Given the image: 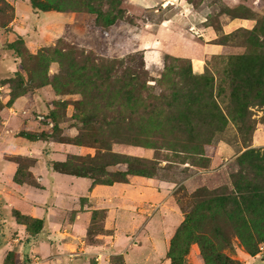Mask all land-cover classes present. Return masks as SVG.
<instances>
[{
  "label": "trees",
  "instance_id": "trees-1",
  "mask_svg": "<svg viewBox=\"0 0 264 264\" xmlns=\"http://www.w3.org/2000/svg\"><path fill=\"white\" fill-rule=\"evenodd\" d=\"M122 1L124 0H29L32 9L36 12L94 15L96 26L103 29L110 28L121 20L124 14L121 8ZM2 3L12 12L7 21H0V27L6 28L13 20V8L5 0H0L1 5ZM105 8H107L106 11ZM235 17H252L257 21V25L252 31L240 29L229 35H222L219 28V30L216 29L218 34L229 38L244 32L250 36H257L258 44L259 33H264V25L259 21L260 16L249 14L231 18ZM18 44L24 45L23 38L20 36L17 37L16 42L7 44L6 48L19 56ZM260 47H264V42ZM32 58L37 59V71L33 74L30 70L26 71L29 74L30 84L27 90H21L15 95L12 92L10 104L26 92H34L49 85L56 92L63 91L62 88H65L66 94H72L77 90L68 88L70 82H73L79 88L77 93L80 91L84 100L88 101V105L92 103L91 107L99 111L95 116H85L81 121L82 124L94 125L93 132H80L75 138L67 141L54 139L61 144L92 148L96 150V154L92 157L71 156L65 162L54 163L55 172L88 178L94 186L126 184L130 176L176 183L177 187L173 196L184 214V220L170 241L169 251L164 260H168L169 264H184L191 244L199 247L204 264H239L224 253L233 251L232 238H236L251 257L259 253L260 246L264 245V150L249 149L237 158L238 171L230 175L232 189L227 186L214 190L204 187L188 194L183 182L190 178L189 172L193 170L192 168L185 166L186 175L180 180L168 179L162 176L161 172L167 171L169 165H186L189 162L192 167L204 168L206 159L198 151L200 146L211 145L215 134L221 133L223 127L230 121L239 124L240 132L244 135L247 131H251L250 137H252L256 122L251 120L252 114L249 109L264 107V79L254 73L256 68L258 71L260 69L259 62H264V53L258 57L232 56L229 58L233 69L227 75L232 82L230 81L229 86L230 103L226 108H222L221 102H217V99L223 96V86L219 84L214 94L215 76L206 73L194 74L190 60L185 69L175 73L180 78V82L172 80L169 85L165 83L167 84L165 88L161 82H156L155 85H159L162 89L160 94L144 98V93H151L156 88L155 86L147 88V81L144 82L146 78L143 79V77H147L148 74L144 71L143 54L139 71L133 67L131 69L126 67L120 79L116 78L112 84L101 82L99 85L98 81H105L104 76L114 71L113 65L109 68L100 65L99 70L93 69L92 74L95 77L91 79L88 75L89 66L73 58L68 61L70 57L60 49L45 50ZM42 59H48L47 64H42ZM128 60L132 64L134 57ZM171 60L177 62L176 59ZM48 62H57L62 69L66 65L68 71H65V77L60 75L53 82L50 81L47 76L50 64ZM116 65L123 66V61L117 62ZM165 65H167V58ZM172 70L165 66V72ZM43 74H45L44 77ZM16 77L21 83L25 81L20 73H17ZM93 80L94 83H92ZM12 82H15L14 78L5 83ZM185 82L192 84L185 85ZM89 83L91 84L88 85ZM179 85L181 86L178 87ZM96 100L99 104L95 103ZM51 118L55 120L53 113ZM151 140L158 142L157 147L154 143L151 144ZM115 145L151 149L154 150V157L145 160L115 153L112 150ZM160 148L170 150L171 158H161ZM165 162L167 164L163 166L162 163ZM118 165L126 166V170L116 172L108 170L109 167ZM184 171H181L183 173L180 176L185 174ZM18 172L19 169L14 178L15 182L27 183L18 180ZM27 184L36 187L34 182ZM183 198L187 201H182ZM105 216L104 211L93 212L87 233L88 244H96L97 235L105 232L103 228ZM15 217L17 222L25 225L32 235L42 228V221L19 213H16ZM12 257L13 255L10 254L5 264H13Z\"/></svg>",
  "mask_w": 264,
  "mask_h": 264
},
{
  "label": "crops",
  "instance_id": "crops-1",
  "mask_svg": "<svg viewBox=\"0 0 264 264\" xmlns=\"http://www.w3.org/2000/svg\"><path fill=\"white\" fill-rule=\"evenodd\" d=\"M14 8L12 22L0 27V98L2 104L10 101L8 84L21 68L13 51L6 48L14 43L17 36L22 37L27 48L36 52L46 44L44 40L57 31L68 28L71 31L74 21L83 23L85 14L58 16L57 12H47L48 18L41 19L42 12L32 9L29 0H6ZM132 4L129 13L145 5L151 8L158 5L166 15L159 22V27H174V37L199 39L202 54L192 50L189 55L192 69L201 73L206 62L217 56L233 53L228 47L216 43L219 34L210 23L228 11L240 8L257 16L264 14V0H127ZM148 9V8H147ZM44 13V14H47ZM37 18L35 21L34 18ZM170 23V24H169ZM145 24V23H144ZM147 25V23H146ZM257 21L252 17L230 18L221 25L220 33L229 35L237 30L252 31ZM113 28L116 25L112 26ZM110 29H113V28ZM186 28V29H180ZM82 30V29H81ZM181 30V31H180ZM46 34V35H44ZM169 51L183 57L179 42L172 36L166 40ZM162 51L148 50L144 61L148 71L160 66ZM154 60V61H153ZM200 62L194 70V62ZM158 63V64H157ZM57 98L51 88L43 87L16 98L2 113L3 124L11 129H24L37 132L39 123L25 120L32 111L46 114L53 111ZM25 112V114H23ZM31 116V115H30ZM41 126V125H40ZM44 131V128H40ZM71 138L78 135L70 130ZM65 135V134H64ZM15 135L10 134L3 141L10 142ZM21 144V150H2L10 155L28 157L34 161L30 168L40 188L18 184L14 178L19 169L17 164L0 161V264H5L7 257L13 255V264H162L170 247V241L181 225L183 218L173 197L177 187L172 181H159L138 176H130L126 184L112 186L93 185L88 178L64 175L53 170V164L65 162L71 156L89 157L96 150L72 144H55L35 140ZM113 150L134 158L150 160L152 151L132 146ZM253 146H264V127H258L253 136ZM139 149V150H134ZM143 149V150H141ZM243 151L237 144L221 148L207 147L205 166L183 182L189 193L196 188L216 189L229 186V175L237 171L235 157ZM225 157V158H224ZM230 159V162L222 163ZM235 163V164H234ZM235 165V166H234ZM111 172L125 171L126 166L108 168ZM232 171V172H231ZM197 180V182H195ZM154 209V210H153ZM13 211L34 220L42 221V228L36 234L28 232L13 216ZM95 211L106 212L103 222L104 233L96 237L97 243H87V233ZM264 250H262L263 252ZM261 256L262 253H259ZM255 261L257 258H251ZM262 263V262H261Z\"/></svg>",
  "mask_w": 264,
  "mask_h": 264
},
{
  "label": "rangeland",
  "instance_id": "rangeland-1",
  "mask_svg": "<svg viewBox=\"0 0 264 264\" xmlns=\"http://www.w3.org/2000/svg\"><path fill=\"white\" fill-rule=\"evenodd\" d=\"M5 2L9 6H11L6 0ZM131 5L132 4L128 3L127 0L122 1L121 8L124 10V14L121 20L116 22L115 24L116 27L115 28L112 27L113 29H110L111 27L105 29L98 28L95 24V16L85 14L87 16L86 21H84L83 23H80L79 19L74 21L73 22L74 25L72 26L71 31H69L68 28L57 31L54 37H52L51 39H50V35H48V39L46 38L43 43L46 45L38 49L36 52H31L27 48L26 42L23 39L24 45L18 44L17 46L20 54L18 56L15 53V55L17 58V62H19L21 68L20 72L18 73H20L24 77L25 81L22 83L18 81V77H16L17 73L15 74V76L13 77L15 82L8 84L10 99L12 96V92L15 95L18 94L21 90H27L28 84L30 83L28 82L29 74L26 71L30 70L31 74L36 73L38 68V62L37 59L35 58L33 59L32 56H38V54L42 53L45 50H54V49H60L63 53L67 54L70 57L68 58V61L71 58H73L77 62H81L82 64L89 66L90 71L88 72V75H90L91 79L95 77V75L92 74L93 69L99 70L100 65L106 66V68H109L113 65L114 71L111 74L110 73L106 74L104 76V78L106 77V80L98 81L97 82L98 85L101 82L102 83L110 82L112 84V82L115 81L116 78L120 79V76L124 74L126 67H129L130 69L131 67H133L139 71L140 69L139 63L141 61L142 54L144 58V53L146 51L148 50L162 51L163 54H162L161 64L160 66L157 65L156 67H154L155 69L148 71L146 68V63L144 61V71H146V73L148 74L147 77H143V79L146 78L144 82L147 81L146 82L147 88H151L152 86H155L154 88H156V90H153L151 93L149 92L144 93V98L158 96L160 94L162 89H160L159 85H155L156 82H161L163 88H165L167 84L169 85L170 83H172V80H174L175 82L176 81L180 82L181 81L180 78L176 76L175 73L180 72L181 70L185 69L188 66L190 60L189 55L191 54L192 50L195 49V51L198 52L197 55L201 56L202 54L201 41L195 38L184 37V35L182 36L183 40H178V39L176 40L174 37L176 29L174 27L170 25L168 27H162V28L159 27V22L163 18H165L166 15H169L170 13L173 12H168L167 14H164L165 12L161 11L158 5H155V7L151 8V5L147 4L145 6L148 9L138 7V9L129 13L128 10L129 8H131L130 7ZM106 9L107 8H105L104 10L106 11ZM50 14L53 13H47V14L41 13V19L48 18ZM56 14H58V16H61L63 18L67 15L75 14V13H56ZM11 15H12L11 10L4 3H2V5L0 4V21H7ZM246 15H249L248 11H246L244 8H240L235 11L226 12L224 15L219 16L214 20H212L210 23L214 25L215 29L219 30V28L221 29V25L227 23V21L231 17L246 16ZM13 16H14V8H13ZM34 20L36 21L37 18L35 17ZM259 21L264 25V14L260 15ZM180 29H186V28H180ZM219 35L220 38L218 41H216V43L218 42V44L219 43L226 44L225 46L228 47L227 49L229 50L230 48V51H232L233 53L224 56H217L210 58L206 62V66L203 72L199 74L206 73L211 75L213 74L215 76L216 80L214 82L215 85L214 94H216V87L219 84L223 86L224 88L223 96L222 98H218L217 102H221L222 108H226L229 106L230 103L229 86L232 82L227 78V75H229L230 71L233 69L230 66L229 58L232 56L258 57L262 55L264 53V47L261 48L260 46L264 42V33H259L258 44H257V36L255 35L250 36L244 32L234 34L229 38H225L224 36L221 37V34ZM169 36H172V39L175 40V42H179L183 50V54H184L183 57L175 56L176 54L173 55L171 51H169V46L166 42L167 38L169 39ZM131 57H134L132 64H130L128 60ZM166 58H167V65H165ZM171 59H176L177 62L172 61ZM47 61L48 59H42L41 63L45 64ZM66 61L67 60H65V62ZM120 61H123V66L116 65V63ZM48 63L50 64H49L47 76L50 79V81L53 82V80L60 75L65 77L64 73L65 71H68L66 65L64 69H62L60 64L57 62H48ZM259 63H260V69L258 71L256 68L254 73L255 75L264 79V76H261L264 75V62L261 61ZM165 66H168L169 69H173V70L171 72H165ZM193 66H194V70H198L199 67L201 66V63L196 61L194 62ZM193 73L198 74V72L195 73L194 71ZM44 76L45 74H43V77ZM203 76H209V75H203ZM92 83H94V80L92 81ZM90 84L91 83H89L88 85ZM184 84L191 86L192 83L185 82ZM180 86L181 85H179L178 87ZM46 87L51 88V90L53 91V93L57 98L56 102H54L53 111L48 112L46 114H41L39 112L32 111L30 114L31 116L28 115L27 118H24L25 120L29 119L33 122H38L41 125V126L39 125V129L37 130V132L27 131V130L25 131L24 129H20V130L11 129L8 125L3 124L2 121L4 122V120L2 119L3 117L2 113L6 111V107L10 105L9 103L10 101L7 104H2V98H0V161L4 160L17 164L19 167L18 180L27 183L34 182L36 184L35 188H40V186L36 183L35 178L30 173V168L34 166V161L28 157H22L19 155L14 156L7 153H4L2 155V150L11 149L7 147L15 148L14 150H21L22 148H24L23 145L21 144L23 143L28 144L29 143L28 141H35V139L52 142L54 145L61 144L55 142L54 139L64 140V141H67L68 139H73L69 135V133H71L70 130L72 129L77 130L79 133L80 132L84 133L86 131L93 132L94 125L90 123L82 124L81 121L85 116H91V115L95 116L99 112L97 108L93 106L91 107L92 103L88 105V101L86 102L84 100L80 91L79 93H77L79 88L76 87V85H74L73 82H70L68 88H72V89L76 88L77 90L73 91L74 93L72 94H66V92L64 91L66 90L65 88H62L63 91L56 92L54 91L52 86L49 85ZM28 93L29 92H26L24 95ZM95 103H98L97 100ZM249 112L252 114L251 120L256 122L255 128L257 129L258 127H264V107L250 108ZM52 113L55 116V120L51 118ZM107 113L109 112L107 111ZM23 114H25V112H23ZM39 116H45V121H39L37 118ZM47 121H49V123H47ZM50 123L52 124L51 126ZM42 126L44 128V131H41L40 129L42 128ZM240 131H241L240 125L230 121L227 126L223 127V131L221 133L215 134L214 141L211 143V145L200 146L201 148L198 151L204 155V158H206L205 150L207 147L221 148L225 145L237 144L240 150L243 148V151L235 157V163L237 165V158L240 157L246 150L249 149L264 150V146L259 148L253 146V136L255 132L253 133L252 137H250L251 131L246 130L247 131L246 135H244V133L242 134ZM10 134L15 135V137L13 139H8V141L10 142H7V140L6 142L3 141V139L9 137ZM41 138H43L44 140ZM150 142L151 144L154 143L155 147H157L158 145L157 141L151 140ZM245 142L247 143L245 144ZM117 147L118 145L113 146L112 150H117ZM120 147H124V146H120ZM127 148H131V147H127ZM133 148L134 147H132V149ZM134 150H139V149H134ZM148 150L152 151L154 157V150L151 149ZM160 152H161V158L167 157L170 159L172 156L171 151L168 149L160 148ZM183 157L186 158V156L184 155ZM227 162H230V159H226V162L224 159L222 163H227ZM166 164H167L166 162L162 163L163 166H165ZM185 166L193 169L190 170L189 172L190 177H192L196 171L201 169V168L192 167L190 165V162L186 165L173 164V165H169V169L167 171L161 172V175L168 179L178 178L177 180H180L182 177L186 175L184 171L185 170L184 168H186ZM181 171H184L185 173L183 176L182 175L180 176V174L183 173ZM195 182H197V180ZM27 183H23V184L31 186ZM200 188H204V187H200ZM228 188L232 189L231 184L228 186ZM197 189L195 188L192 191V193ZM210 190H214V189H210ZM186 192L188 194H191L187 190ZM183 200L184 198L182 199V201ZM186 201L187 200L185 199L184 202ZM16 213L18 212L13 211V216L15 219H16L15 217ZM180 213L182 214V218L184 220V214L181 212V210ZM232 243L234 247L233 251L224 252L232 260L237 261L239 264H264V251L262 252V250H264V245L260 246L259 253H262V255L260 256L258 253L255 257H253V258H257L254 261L253 259H250L251 256L246 253V251L239 244V241L236 238H232ZM164 260H163V264H169L168 260L166 261ZM11 262L13 263V257ZM184 264H204L199 247L196 244H191L188 247V252L187 255L185 256Z\"/></svg>",
  "mask_w": 264,
  "mask_h": 264
},
{
  "label": "built area",
  "instance_id": "built-area-1",
  "mask_svg": "<svg viewBox=\"0 0 264 264\" xmlns=\"http://www.w3.org/2000/svg\"><path fill=\"white\" fill-rule=\"evenodd\" d=\"M38 118V120L39 121H45V116H39V117H37ZM47 123H49V121H47ZM52 124L50 123V126H51Z\"/></svg>",
  "mask_w": 264,
  "mask_h": 264
}]
</instances>
